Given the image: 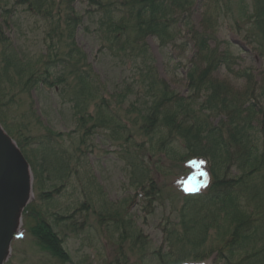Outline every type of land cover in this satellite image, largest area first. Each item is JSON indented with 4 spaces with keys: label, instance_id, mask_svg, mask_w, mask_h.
Returning a JSON list of instances; mask_svg holds the SVG:
<instances>
[{
    "label": "trees",
    "instance_id": "trees-1",
    "mask_svg": "<svg viewBox=\"0 0 264 264\" xmlns=\"http://www.w3.org/2000/svg\"><path fill=\"white\" fill-rule=\"evenodd\" d=\"M75 1L17 0L16 3L25 5L27 11L53 24L45 37V44L49 42L47 56L40 58L42 69L35 78L36 83L30 82L31 86L59 88L62 105L73 107L75 104L77 108L89 100L101 99V84L89 67L84 68L85 55L75 42L78 27L84 26L86 17L95 14V30L101 43L113 54H122L132 63L134 83L150 100L139 113L143 120L139 128L146 139L137 143L140 150L136 153L129 149L125 152L129 172L131 175L137 173L135 187L144 190L147 181L149 185L155 184L149 177L150 168L143 162L145 153L164 152L173 162L179 160L180 168L191 159L204 158L209 163L211 181L207 189L184 193L186 216L173 225L169 236L193 249L207 245L209 250L217 252L219 263H258L254 252H259L264 262V68L257 74L251 68L235 70L238 56L228 48L220 49L210 44L220 16L227 17L228 0H205L203 29L198 28L192 18L195 0H86L87 8L92 11L86 9L83 13L75 9ZM220 2L227 3L223 14ZM234 2L236 7H229L237 12L231 16L233 25L264 60V0ZM1 30L0 26V36ZM149 36L156 38L161 47L179 45L182 51L188 48L187 41L183 40L185 37L192 42L194 53L187 69L185 93L170 89L158 77L145 42ZM223 68L234 74L242 86L237 89L231 82L220 79L217 72ZM3 78L8 80L5 71L0 72V122L16 139L32 168L35 187L41 190L43 175L33 163V159H37L36 150L27 149V146L36 143L45 147L43 140L51 137L24 138L20 131L15 133L18 123L7 122L8 104L1 103L7 95ZM124 97L118 96V103L122 104ZM97 106V114L109 112L102 104ZM119 118V114L116 119L106 115L104 121L110 124L106 129L122 133L125 145L130 146L128 126ZM215 118L218 120L214 121ZM80 121L83 123L80 144L85 145L89 130L84 116ZM26 142L29 143L26 145ZM50 192L42 191L39 198L50 199ZM36 208L35 202L23 208L33 241L59 261H71L57 232ZM58 217L66 219V216ZM216 224L223 229L215 239L209 229ZM190 251L196 257L205 256L203 251ZM159 255L160 261H167V255Z\"/></svg>",
    "mask_w": 264,
    "mask_h": 264
},
{
    "label": "rangeland",
    "instance_id": "rangeland-1",
    "mask_svg": "<svg viewBox=\"0 0 264 264\" xmlns=\"http://www.w3.org/2000/svg\"><path fill=\"white\" fill-rule=\"evenodd\" d=\"M16 2L0 0V72L5 71L8 78L1 80L7 92L1 103L8 104L7 122L18 123L15 133L20 131L24 138L41 135L51 138L44 139L42 143L48 150L36 143L27 146V149L36 150L34 155L37 159H33V163L43 175L41 190L35 187L34 174L26 160L31 172L32 190L18 200L19 211L14 215L13 234L6 248L4 264H178L179 259L195 255L190 250L205 252L201 258L207 264H223L219 263L217 252L209 250L207 245L197 249L187 244L182 246L183 242L168 234L173 225L181 221L183 215L186 216L183 209L186 189L197 187L204 190L211 181L209 163L204 158L191 159L180 168L179 160L173 162L164 152L145 153L143 162L150 168L149 177L155 184L149 185L147 181L144 190L133 184L137 173L131 175L129 172L125 152L129 149L136 153L137 143L146 139L139 128L143 122L139 113L144 111L145 102L148 104L150 100L134 83L132 63L122 54H113L106 44L101 43L95 30V14L87 15L89 18H85L84 26L78 27L75 42L85 55L84 68L89 67L101 84V99L89 100L77 108L75 104L73 107L62 105L59 88L31 86L30 82L36 83L35 78L42 69L40 58L47 56L49 42L45 44V37L53 24ZM204 2L195 0L193 6L192 18L200 29H203ZM220 5L223 14L227 3L220 2ZM87 7L86 0L75 1L77 11H92ZM229 7H236L234 0H228L227 17L220 16L210 44L220 49L228 48L238 56L235 70L251 68L257 74L264 68V60L233 25L231 16L237 12ZM4 8L8 13L5 14ZM185 38L183 40L188 43L186 51H182L179 45L161 47L152 36L145 40L158 77L180 94L187 91L186 74L194 53L192 42ZM217 76L231 82L237 89L242 86L235 75L224 68L217 72ZM120 95L125 96L122 104L118 103ZM96 104H102L109 112L97 114ZM116 114L128 126L130 146L125 145L122 133H111L106 129L110 124L104 121L105 116L111 115L116 119ZM82 116L89 130L85 145L80 144ZM0 126L16 143L1 122ZM178 149L181 150L180 147ZM44 190L51 191L50 199L39 198ZM32 202L37 204L36 209L42 211L44 220L57 232L71 261H59L33 241L27 229L28 218L23 213L27 203ZM58 216H66V219L61 220ZM222 229L216 224L209 231L216 239ZM159 253L167 255V261H160ZM254 257L258 263L251 264H264L259 252H254Z\"/></svg>",
    "mask_w": 264,
    "mask_h": 264
},
{
    "label": "water",
    "instance_id": "water-1",
    "mask_svg": "<svg viewBox=\"0 0 264 264\" xmlns=\"http://www.w3.org/2000/svg\"><path fill=\"white\" fill-rule=\"evenodd\" d=\"M31 181L29 164L0 126V264L13 234L18 200L28 192Z\"/></svg>",
    "mask_w": 264,
    "mask_h": 264
},
{
    "label": "clouds",
    "instance_id": "clouds-1",
    "mask_svg": "<svg viewBox=\"0 0 264 264\" xmlns=\"http://www.w3.org/2000/svg\"><path fill=\"white\" fill-rule=\"evenodd\" d=\"M178 264H207L205 259L196 256H187L179 259Z\"/></svg>",
    "mask_w": 264,
    "mask_h": 264
},
{
    "label": "bare ground",
    "instance_id": "bare-ground-1",
    "mask_svg": "<svg viewBox=\"0 0 264 264\" xmlns=\"http://www.w3.org/2000/svg\"><path fill=\"white\" fill-rule=\"evenodd\" d=\"M32 182V181H31ZM28 190V192L29 193H31V190H32V188H31V183H30V186H29V189H27ZM13 232V231H12ZM9 245V244H8Z\"/></svg>",
    "mask_w": 264,
    "mask_h": 264
},
{
    "label": "snow or ice",
    "instance_id": "snow-or-ice-1",
    "mask_svg": "<svg viewBox=\"0 0 264 264\" xmlns=\"http://www.w3.org/2000/svg\"><path fill=\"white\" fill-rule=\"evenodd\" d=\"M186 191H191V189H186Z\"/></svg>",
    "mask_w": 264,
    "mask_h": 264
}]
</instances>
